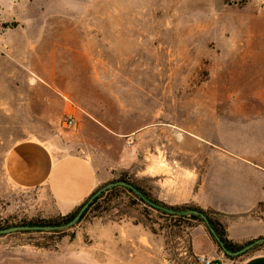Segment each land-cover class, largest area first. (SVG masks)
Returning <instances> with one entry per match:
<instances>
[{
  "label": "rangeland",
  "instance_id": "rangeland-1",
  "mask_svg": "<svg viewBox=\"0 0 264 264\" xmlns=\"http://www.w3.org/2000/svg\"><path fill=\"white\" fill-rule=\"evenodd\" d=\"M47 59L55 86L80 96L87 113L142 133L130 141L141 167L113 182L156 199L143 163L165 140L194 146L218 183L241 182L247 162L264 157V0H0V98L31 92ZM6 111L0 106V184L16 143L73 131L57 109L46 118ZM46 195L0 200V230L69 214ZM260 253L227 257L203 223L161 215L123 188L64 233L0 236V264H240Z\"/></svg>",
  "mask_w": 264,
  "mask_h": 264
},
{
  "label": "crops",
  "instance_id": "crops-1",
  "mask_svg": "<svg viewBox=\"0 0 264 264\" xmlns=\"http://www.w3.org/2000/svg\"><path fill=\"white\" fill-rule=\"evenodd\" d=\"M46 62L43 67L48 70L38 74L39 81L33 83L31 92L1 94L0 106L7 115H19V110L30 108L32 115L43 118L57 109V115L72 116L76 126L71 132L57 133L56 138L26 139L7 150L1 166L6 183L3 180L0 184V200L13 192L38 191L47 194L57 210L67 214L99 187L141 167L137 146L130 141L142 133L122 132L87 113L80 96L56 88L48 59ZM160 153L154 154L155 160L146 157L143 163L144 177L154 179L158 188L156 199L169 206L190 205L220 214L227 237L234 243L264 237V157L257 156L254 165L247 162L250 173L241 182L231 184L214 180L207 172L209 159L191 144L172 140L170 145L165 140ZM159 162H166L169 169L151 173ZM218 184L225 187L217 190ZM240 264H264V253L249 256Z\"/></svg>",
  "mask_w": 264,
  "mask_h": 264
},
{
  "label": "trees",
  "instance_id": "trees-1",
  "mask_svg": "<svg viewBox=\"0 0 264 264\" xmlns=\"http://www.w3.org/2000/svg\"><path fill=\"white\" fill-rule=\"evenodd\" d=\"M123 181H125V179H121ZM126 183H128L129 185H132L134 188H136L138 191H140L148 200H150L152 203L156 204V205H159V206H162L164 208H167V209H170V210H174V211H177V212H184V211H197L201 214H203L210 227L214 229V231L216 232L217 236L220 238L221 242L224 244V247L230 251V252H237L241 249H243L245 246L247 245H250L252 243H254L256 240H259V239H264V237H260L258 239H255V240H251V241H248V242H245V243H242V244H237V243H234L232 241H230L227 237V231H226V228L224 226V224L219 221V220H216V219H213L211 217L212 214L216 213L212 210H203L199 207H194V206H190V205H184V206H169L161 201H159L158 199H155L154 197H152L151 195L147 194L143 189L139 188L137 185L135 184H131L129 182L126 181ZM103 186L99 187L80 207H78L75 211L67 214V215H63V216H59L55 219H50V220H33V221H30V222H27L24 226H52V227H62L64 225H66L67 223H69L76 215L77 213L79 212V210L81 209V207L99 190L101 189ZM118 188H123L125 190H127L129 193H131L133 196H135L141 203H143L144 205L148 206L149 208L153 209L154 211H157L159 214L161 215H164L168 218H171V219H178V220H189V221H195V222H200V223H203L206 228L208 229L209 231V234L211 235V237L213 238V240L215 241V243L217 244V246L225 253V251L223 250V248L220 246V244L216 241V239L214 238V236L211 234L207 224L205 223L204 219L201 217V216H198V215H194V214H189V215H181V214H169L167 212H164L162 210H159V209H156L154 207H152L150 204H148L147 202H145L141 196H139L138 194H136L132 189H129L127 187H122V186H118V187H114V188H111L103 193H101L98 197H96L92 202L91 204L89 205L88 209L85 211V213L82 215L81 217V220L84 218V216L91 210H93V208L95 206L98 205V203L100 202V200L104 197L105 194L107 193H110L112 191H115L117 190ZM80 220V221H81ZM65 232V229L64 230H55V231H51V232H35V231H27V232H18V233H24V234H30V233H51L53 235H57V234H61V233H64ZM15 234V233H14ZM264 248V242L260 243V244H257L255 245L252 249H250L249 251H247L246 253L244 254H241L239 256H230L228 255L227 253H225V255L227 257H232V258H235V257H242V256H245V255H248L252 252H256L260 249ZM216 264H219V262H216Z\"/></svg>",
  "mask_w": 264,
  "mask_h": 264
},
{
  "label": "water",
  "instance_id": "water-1",
  "mask_svg": "<svg viewBox=\"0 0 264 264\" xmlns=\"http://www.w3.org/2000/svg\"><path fill=\"white\" fill-rule=\"evenodd\" d=\"M118 186H122V187H127L129 189H132L136 194H138L139 196L142 197V199L147 202L148 204H150L152 207L162 210L164 212H167L169 214H181V215H189V214H194V215H198L201 216L205 223L207 224L211 234L214 236V238L216 239V241L220 244V246L223 248V250L225 251V253H227L230 256H239L241 254L246 253L247 251H249L250 249H252L255 245L260 244L262 242H264V239H259L256 240L254 243L245 246L243 249L237 251V252H230L228 251L225 247L224 244L221 242L220 238L217 236L216 232L214 231L213 228L210 227L206 217L197 212V211H184V212H177L174 210H170L167 208H164L162 206L156 205L154 203H152L150 200H148L140 191H138L136 188H134L132 185H129L126 182L123 181H117V182H111L108 183L107 185L103 186L101 189H99L79 210V212L77 213V215L66 225L62 226V227H52V226H14V227H10L7 229H1L0 230V236L2 235H10V234H14V233H18V232H27V231H35V232H51V231H55V230H64V229H70L72 227H74L77 223L80 222L82 215L85 213V211L88 209L89 205L91 204V202L98 197L101 193L114 188V187H118Z\"/></svg>",
  "mask_w": 264,
  "mask_h": 264
},
{
  "label": "built area",
  "instance_id": "built-area-1",
  "mask_svg": "<svg viewBox=\"0 0 264 264\" xmlns=\"http://www.w3.org/2000/svg\"><path fill=\"white\" fill-rule=\"evenodd\" d=\"M64 123L67 128H74L76 126V121L72 116L66 117ZM200 260L202 264H212V261L206 259L205 257H202Z\"/></svg>",
  "mask_w": 264,
  "mask_h": 264
}]
</instances>
